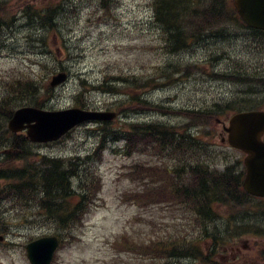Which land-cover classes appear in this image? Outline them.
<instances>
[{"label": "rangeland", "instance_id": "374dc122", "mask_svg": "<svg viewBox=\"0 0 264 264\" xmlns=\"http://www.w3.org/2000/svg\"><path fill=\"white\" fill-rule=\"evenodd\" d=\"M155 1L105 0L106 4H103V0H0V16L11 23L0 43V99L21 97L16 94V85L31 80L41 89L37 97L41 103L46 102L45 110L92 108L119 112L115 121L104 126L105 143L109 136L115 138V133L126 131L130 124L161 122L181 126L191 122L178 114L182 109L217 110L218 106L237 100H246V103L238 104L236 108L264 109V87L259 83L243 84L213 76L239 72L238 77L243 73L255 79L253 74H259L257 79H263L264 39L255 42L248 31L236 27L233 37L228 39L218 34L209 36V31H202L190 39L188 50L173 54L163 28L155 21ZM47 7H60L56 29L47 30L28 22V8L40 11ZM62 71L68 73L69 80L56 90L44 92L52 77ZM105 79L107 85L120 89L121 95L93 91L78 97L85 90L86 82L101 85ZM131 94L140 97L143 94L150 103L163 105L167 110L171 108L176 113H166L168 116L143 113L155 111V108L138 102L129 103ZM50 96L53 97L49 102ZM25 103L12 109L8 107V111L15 112ZM232 115L233 112L223 110L218 118L228 125ZM202 122L201 125L190 124L187 129L208 145L200 150L207 154L199 152L192 157L193 161L207 159L212 169L219 171L239 162L243 169L246 155L222 142L223 125L210 120ZM97 126L81 125L56 143L31 144L29 153L62 158L63 169H71L72 166L67 165L68 159L73 160L74 167L76 158L84 159L94 153L102 139ZM106 145L102 163L89 162L79 167L84 170L81 176L86 181L92 180L93 172L101 176L102 192L97 198L101 190L93 195L95 190L84 181L80 190L83 192L84 188L89 199L93 196V205L89 206L82 225L71 224L70 232H76L78 239L65 244L56 253L53 264H264L259 253L264 250V200L255 199L245 207L249 216L246 222L261 230L253 229L228 244L220 243V248L210 259L214 263L194 258L175 261L166 256L172 247V244L167 245L169 240L181 239L184 234L188 239L180 247L176 246L179 251H184L191 243L202 242L199 246L205 252L207 247L212 249L215 244L212 238L207 242L201 240L202 231L193 228L197 223L180 207L183 205L179 200L163 193L157 197L160 202H153L142 194L145 191L143 185L153 183L151 177H146L150 170L159 178V173L177 167L179 162L142 148L125 157L112 152V148H123V143L110 140ZM35 158L30 155L25 164L38 165ZM3 162L0 158V167ZM25 164L20 162L15 166ZM133 165L138 167V173H133L130 180L127 171ZM1 183L5 188L6 182ZM137 187L139 190H135ZM35 203L38 201L17 202L5 194L0 197V264H30L26 247L31 241L58 234L70 235L59 232L50 224L51 220L38 217ZM246 210L232 212L220 208L222 219L218 221L217 229L225 231L228 219L233 214L242 216ZM209 229L211 234L216 232L214 225ZM123 234L121 246L116 249L117 240ZM246 242L250 249L244 248ZM133 245L141 246L142 252L135 251ZM149 246L156 247L159 252H148ZM205 254V258H210V252Z\"/></svg>", "mask_w": 264, "mask_h": 264}, {"label": "trees", "instance_id": "16d2710c", "mask_svg": "<svg viewBox=\"0 0 264 264\" xmlns=\"http://www.w3.org/2000/svg\"><path fill=\"white\" fill-rule=\"evenodd\" d=\"M47 8L45 9L46 11L28 8L26 12L28 14L26 16L28 22L33 24L38 21L40 27L48 28L49 30L55 28L57 12L52 8H48V10ZM155 9L157 22L164 28L166 39H168L167 43L172 53L187 50L190 39L193 40V37L202 31H209V36L218 34L223 39H228L233 37V28L235 27L244 32L249 30L238 16L233 0H157ZM10 24L0 16V43L3 40L4 31L10 27ZM187 29L190 32L187 33ZM250 32L255 42H259L260 36L261 39H264V32L256 30H251ZM238 73L228 75L229 72H225L224 75L215 76L226 80H236L243 84H260V79H257L259 74H253L255 79H251L247 76L244 78L237 77ZM26 81V83L19 82L15 87L16 94L21 97L3 101L0 99V147L5 144V146L10 147L11 151L19 149L24 141L20 137L9 136V131L6 128V119L11 116L12 111H8V107L12 109L21 102H26L24 105L37 107H42L46 104V102L41 103L42 100L37 97L38 94L40 95L41 89H38L33 81ZM43 90L49 93L50 89L46 88ZM25 97L28 99H25ZM245 101H232L225 106H218L217 110L210 111L182 109L178 113L191 120L187 125L172 126L158 122L135 124L130 125L126 133L119 135L117 132L114 135H117L116 140L119 138L125 139L126 144L128 143L130 147V152L142 148L148 152L154 151L165 156H172L173 151H179L187 156L188 160H183L182 163L187 173L183 171V168L181 169L182 173L177 174L171 169L165 170L166 176L163 175L165 178L160 184L167 183L168 185L166 189H162V195L166 193L168 194L166 196L179 200L185 209L198 217L200 225L206 228L209 222H214L218 219L220 208L224 209L225 207L233 212L238 210V208L245 207L253 198L246 194L242 188L243 173H237V165L228 166L224 172H219L210 170L209 164L207 165V159H196L193 161L192 157L208 145L203 144L198 136L187 133V129L190 124L201 125L199 123H203L202 121L204 120L215 122L223 110L236 112L240 108H236V106L246 103ZM128 102L133 104L138 102L143 105V102L140 101V96L134 94L130 95ZM150 107L158 108L159 112L164 114L167 112L161 106L152 105ZM182 131L185 133H182ZM103 152L102 146L96 150L94 158L98 162L102 161ZM7 157L9 161L3 169H0V180L6 182L5 195L13 197L18 202H28L42 195L40 207L46 212L47 217L58 226L57 230L61 233L67 231V233L72 234L70 232L73 228L72 225L82 220L88 211V209L84 210V206L91 207L92 199H89L87 194L76 195L72 192L69 183L70 178L62 170L60 162L57 160H45L48 161L45 166L49 168L37 172L36 169L29 167L11 168L10 163H14L19 158V155L12 153L7 155ZM133 173H138V167H135V172ZM152 175L153 173L150 170L149 175L146 177L149 178ZM38 184H40V187L37 186ZM86 184L91 189L98 190L100 189V177L92 175V180L86 182ZM154 194L156 193L151 192L150 200L160 202L157 201L156 197H153ZM93 195H95V192ZM233 215L234 217L239 216V214ZM240 219H243V217L241 216ZM229 230L230 227L221 233L216 228V232L210 235L214 241L223 242L228 239V236L229 238H236L245 235L248 233V226L242 221L234 232L231 233ZM207 236L209 235L206 234L204 238ZM156 250V247H148V252ZM175 251L178 250L175 249Z\"/></svg>", "mask_w": 264, "mask_h": 264}, {"label": "water", "instance_id": "95a60500", "mask_svg": "<svg viewBox=\"0 0 264 264\" xmlns=\"http://www.w3.org/2000/svg\"><path fill=\"white\" fill-rule=\"evenodd\" d=\"M235 6L242 19L251 27L264 30V0H235ZM67 75L59 74L53 78L52 87L62 84ZM115 113L88 112L71 109L61 112H44L31 108L17 111L10 121L13 132L28 128V136L34 142H49L61 138L76 125L90 120L110 121ZM35 122L36 124H32ZM27 124V125H25ZM228 143L231 147L247 154V169L243 187L255 197H264V111L237 113L231 117ZM1 194V189H0ZM59 246L57 238H43L27 246L28 257L32 264H51Z\"/></svg>", "mask_w": 264, "mask_h": 264}, {"label": "flooded vegetation", "instance_id": "af4514ba", "mask_svg": "<svg viewBox=\"0 0 264 264\" xmlns=\"http://www.w3.org/2000/svg\"><path fill=\"white\" fill-rule=\"evenodd\" d=\"M245 248L248 249V245H247V244H246V247H245ZM249 249H250V247H249ZM251 250H252V249H251ZM251 250H250V251H251Z\"/></svg>", "mask_w": 264, "mask_h": 264}]
</instances>
